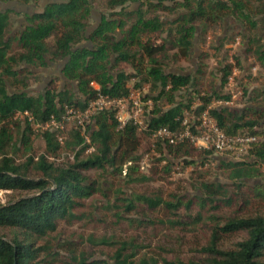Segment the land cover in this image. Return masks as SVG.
Returning <instances> with one entry per match:
<instances>
[{"label":"trees","instance_id":"16d2710c","mask_svg":"<svg viewBox=\"0 0 264 264\" xmlns=\"http://www.w3.org/2000/svg\"><path fill=\"white\" fill-rule=\"evenodd\" d=\"M2 1H16L24 6L38 2ZM131 1L107 0L110 16L103 17L93 32L88 29L91 0L50 2L40 11L26 15L23 30L13 36H10V13L14 11H0V190L11 191L15 195L6 204L0 203V264H264V213L247 217L220 215L226 208L240 206L242 210L254 204L264 205V184L248 183V179L263 174L254 161L264 163V109L247 105L210 110L215 123L227 135L258 138L251 150L242 153L243 160L223 158L221 166L229 172L231 182H208L205 180L207 172L196 169L194 181L198 194L192 198L173 195L165 200L138 193L129 195L124 190L132 183L147 180L141 175L143 157L138 155L145 141L150 143L146 152L154 163L171 162L167 157L169 152L178 154L185 151L181 162L167 163V175L175 167L181 166L180 170H185L190 165L203 166L212 162L213 152H201L202 158L197 161L188 157L191 150L198 151L190 144L183 142L172 147L162 139L153 138L152 132L159 128L183 129L184 112L194 104L202 103L197 108V114H200L213 100L230 99L225 87L235 66L220 65L219 86L201 94L198 88L205 75L204 64H197L195 74L168 73L164 69L165 61L159 57L174 61L190 60L197 27H224L227 19L236 12L247 19L252 14L254 17L264 16V0H188L185 5L188 8L175 22H168L159 15L148 18V12L154 10L163 14L174 11L163 0L157 4L149 1L146 12H143L142 5L135 13L126 10ZM131 16H136L137 20L126 27V18ZM167 24L178 25L177 30L169 31V36H173L171 41L164 36ZM257 24L253 20L252 28H257ZM220 49L221 46L215 47L216 51ZM171 50L175 53L169 57ZM251 53L252 48H247L246 54ZM255 54L264 64V47L256 49ZM217 57L220 58L219 55ZM235 60L236 66L244 70L240 56ZM59 62H64L62 73L69 89L60 90L55 81H51L40 95H31L27 91L29 77ZM122 64L132 66V71L113 73ZM92 83L99 89H95ZM144 86H149L148 97L153 100L152 115L147 120L150 132L141 135L133 123L120 128L116 111L109 109L92 116L94 128L90 143H85L82 133L72 127L63 144L59 143L56 132L36 130L41 131L46 154L18 162L19 155H24L31 146L34 134L32 122L23 116L25 112L43 123L52 116L60 118L66 106L84 111L99 95L121 98L132 89ZM183 90L188 97L179 101ZM17 117H23V120ZM16 132L21 135L14 141ZM63 148L78 150L75 164L61 167L50 161L49 157H57ZM85 153H89L87 159L79 160ZM155 169L152 168L154 174L157 172ZM89 170L99 171V176L105 178L111 187L113 180L122 178L125 173L123 185L114 192V206L126 213L135 211L138 202H143L151 211L165 210L173 215L183 206L189 210L197 208L191 215L190 230L211 224L210 241L203 248L207 257H137L138 247L131 241L119 243L112 261L92 260V255L78 251L74 244L59 242L62 223L73 225L87 218L86 209L89 204L94 207L97 195L105 199L111 197V189L91 179L87 175ZM244 187L250 192L247 196L242 195ZM172 224L183 225L180 220ZM237 235L245 238L234 249L220 248L224 237ZM62 251L68 254L65 259L61 257Z\"/></svg>","mask_w":264,"mask_h":264},{"label":"rangeland","instance_id":"374dc122","mask_svg":"<svg viewBox=\"0 0 264 264\" xmlns=\"http://www.w3.org/2000/svg\"><path fill=\"white\" fill-rule=\"evenodd\" d=\"M63 1V0H38L34 5H17L14 12L10 13L11 19V34L16 35L23 30V25L26 22L29 14L28 9L33 12L40 11L50 2ZM152 1L157 4L159 0H139L131 1L126 5V10L131 13L138 12L142 5H144L143 12L147 11V3ZM165 5L174 8L170 14H163L158 10L148 12V18L153 15L162 16L167 19L168 22H175L178 16L183 13L188 6V0H163ZM4 4L0 5V10L4 8ZM13 6V5H12ZM11 7V6H10ZM10 8V9H12ZM8 9V10H10ZM119 11V9L117 10ZM18 12V13H17ZM111 11L107 8V0H91V11L88 18L89 31L93 32L98 23L103 17H109ZM247 14V13H246ZM251 15V14H250ZM137 20L136 16L126 18V27H129ZM257 21V28H252L251 22ZM178 25L167 24L165 26L167 41L173 40V36H169L170 30H177ZM197 34L194 36V47L192 49V56L190 60H165L162 56L159 58L165 61V71L168 73L183 72L195 74L197 64L201 62L204 64L205 75L202 78L201 86L198 88L200 93L203 94L212 88H216L220 83L221 73L219 72L220 65L232 64L234 65L232 85L228 86L229 89L238 96L234 103V106L230 108H243L247 105H255L264 109V64L259 61L255 50L264 47V16L254 17L253 14L250 18L239 12L227 19L226 25L211 26L208 29L197 27ZM89 45V44H87ZM216 46H221L219 51L215 50ZM252 48L251 54H246L247 48ZM16 48V44L14 45ZM175 53V50L169 51V57ZM220 56L218 58L217 56ZM240 56V61L244 66V70H240L236 66L235 57ZM200 60V61H199ZM64 62L54 63L50 68L40 71V74L30 78V87L28 92L31 95L38 96L45 91L51 81H55L57 87L60 90L69 89L67 81L63 76ZM130 72L132 66L128 64H122L113 71ZM228 85V83H227ZM226 85V89H227ZM219 86V85H218ZM224 88L221 92L224 93ZM186 90H183L179 94V101H185L188 97ZM166 109V108H165ZM23 120V117H17ZM24 128L25 126L22 125ZM21 128V129H23ZM20 133L14 134V141L20 138ZM66 139L69 136V131L65 133ZM150 148V143L145 141L138 152L142 158L141 160V175L147 178L146 181H140L132 183L130 186H126L124 190L131 195L132 193H138L142 195H149L151 197H161L162 199L169 200L173 195H179L181 197H194L198 194L196 189L197 184L194 181V170L198 169L203 172H207L206 181L208 182H231L229 179V172L222 168L221 163L223 158L214 156L212 162H207L203 166L190 165L185 170H180L181 166L172 168L167 175L165 173V167L167 162L161 164L154 163L148 160L145 164V157L149 152H146ZM26 151V150H25ZM67 148H63L57 155V157L50 156L51 162H55L58 166L66 167L76 163V152ZM203 151L191 150L188 157L201 160ZM46 154V143L41 136V131L34 129V134L31 137V146L27 149L24 155H19L18 162L24 161L26 158ZM185 151H181L178 154L169 152L167 154L168 159L172 160L170 164L181 162ZM89 156V153L82 155L79 160H85ZM228 160H236L233 158H227ZM255 164L263 171L262 176L253 177L248 179L250 184H264V163L254 161ZM152 168H156L155 174ZM87 175L91 179H96L103 184L104 188L111 189L108 199L97 195V200L93 203L94 207L88 205L86 209L88 217L73 224L68 225L62 223L60 225L61 237L59 242H69L74 244V248L78 251H84L87 256L92 255V260H111L115 254L116 249L119 247V243L131 242L138 247L139 254L137 257L145 255L147 258H180V259H202L207 257V254L203 252V248L206 247L210 241L211 224L208 226L198 227L196 230H190L191 222L193 221L192 214L197 210L193 208L191 210L186 209L184 206L175 214H169L165 210L151 211L143 202L137 203V209L131 213H126L122 209H117L115 204L116 189L123 185L122 178L113 180V186L100 177V172L96 170L87 171ZM242 195L247 196L250 194L248 189L244 187ZM15 195L11 194V191L0 190V203L6 204ZM259 205V204H258ZM254 204L240 209V206L233 208H226L220 215L232 216V217H247L256 215L257 213H264V205ZM107 208L102 209L101 207ZM151 220L156 221L152 223ZM181 221L183 225H175L172 222ZM139 222H142L141 225ZM148 225V226H147ZM153 226V227H152ZM245 238L244 235H237L235 237H224L220 241V248L225 250H232L236 244ZM108 242L110 244H104ZM67 252L62 251L61 257L65 259ZM64 256V257H63Z\"/></svg>","mask_w":264,"mask_h":264},{"label":"built area","instance_id":"2783aa9c","mask_svg":"<svg viewBox=\"0 0 264 264\" xmlns=\"http://www.w3.org/2000/svg\"><path fill=\"white\" fill-rule=\"evenodd\" d=\"M232 83L233 78L230 77L227 89L225 88L230 99L213 100L200 114H197V108L202 103L194 104L189 110H185L184 112L182 120L183 129L173 131L169 128H159L152 132L153 138L162 139L172 147L185 142L198 151H211L216 157L221 159L229 157L236 160H243L242 153L251 150L253 144L258 141V138L250 135H227L219 128L210 115V110L214 108H230L234 106L238 96L233 90L228 88ZM92 86L95 89H99V86L94 83H92ZM148 90L149 86H144L141 89H132L127 96L121 98L99 95L96 100L88 104L84 111L66 106L60 118L52 116L48 121L43 123L37 122L29 112H25L23 116L32 122L36 130H51L56 132L60 144L64 143L66 139L65 133L71 127L78 129L82 133L85 138V143H90V134L94 128L92 116L109 109L116 111V119L120 128L125 127L129 123H133L142 135L151 131L147 126V120L152 115L153 100L148 97ZM152 148L154 151V145H152ZM148 160L149 155L147 154L144 164ZM130 164L128 163V165ZM141 168L143 169L142 166Z\"/></svg>","mask_w":264,"mask_h":264},{"label":"water","instance_id":"95a60500","mask_svg":"<svg viewBox=\"0 0 264 264\" xmlns=\"http://www.w3.org/2000/svg\"><path fill=\"white\" fill-rule=\"evenodd\" d=\"M55 2H57V1H55ZM3 4H4L5 6H4V8L1 9L0 11H6V10L12 8V7L15 9V7L18 5V3H17L16 1L9 2V3H2V4H0V5H3ZM12 5H13V6H12ZM10 6H11V7H10ZM18 6H19V5H18ZM44 6H46V4H44ZM16 8H17V7H16ZM28 11H29V12H28L29 15L38 12V11L33 12L31 9H28ZM45 71H46V70H45ZM174 73L184 74L183 72H174Z\"/></svg>","mask_w":264,"mask_h":264},{"label":"flooded vegetation","instance_id":"af4514ba","mask_svg":"<svg viewBox=\"0 0 264 264\" xmlns=\"http://www.w3.org/2000/svg\"><path fill=\"white\" fill-rule=\"evenodd\" d=\"M3 3V1L2 0H0V4H2ZM10 10H12V11H14V9L12 8V9H10ZM7 11V10H6ZM3 12H5V11H3ZM18 13V12H17ZM25 15H29V14H25ZM101 21H102V19L100 20V22L98 23V25L101 23ZM88 44V43H87ZM95 84V83H94ZM97 85V84H96Z\"/></svg>","mask_w":264,"mask_h":264},{"label":"crops","instance_id":"0c3cea01","mask_svg":"<svg viewBox=\"0 0 264 264\" xmlns=\"http://www.w3.org/2000/svg\"><path fill=\"white\" fill-rule=\"evenodd\" d=\"M44 72H46V71L44 70Z\"/></svg>","mask_w":264,"mask_h":264}]
</instances>
